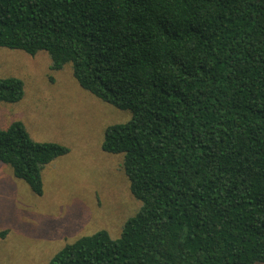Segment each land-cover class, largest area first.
<instances>
[{
  "label": "trees",
  "instance_id": "16d2710c",
  "mask_svg": "<svg viewBox=\"0 0 264 264\" xmlns=\"http://www.w3.org/2000/svg\"><path fill=\"white\" fill-rule=\"evenodd\" d=\"M0 48L44 51L131 112L101 149L122 156L139 210L118 238L83 236L49 264H264V0H0ZM22 97L0 79V102ZM67 153L0 128V162L35 195Z\"/></svg>",
  "mask_w": 264,
  "mask_h": 264
},
{
  "label": "rangeland",
  "instance_id": "374dc122",
  "mask_svg": "<svg viewBox=\"0 0 264 264\" xmlns=\"http://www.w3.org/2000/svg\"><path fill=\"white\" fill-rule=\"evenodd\" d=\"M2 78L21 80L23 97L0 102V128L19 122L33 141L68 153L41 171L40 196L0 162V264H49L65 245L101 230L118 238L140 203L129 191L122 156L103 152L101 144L105 129L128 122L131 112L81 89L70 65L51 71L44 51L29 56L0 48Z\"/></svg>",
  "mask_w": 264,
  "mask_h": 264
}]
</instances>
